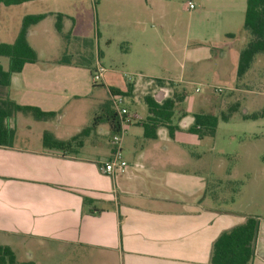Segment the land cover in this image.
Returning a JSON list of instances; mask_svg holds the SVG:
<instances>
[{"label":"crops","instance_id":"obj_1","mask_svg":"<svg viewBox=\"0 0 264 264\" xmlns=\"http://www.w3.org/2000/svg\"><path fill=\"white\" fill-rule=\"evenodd\" d=\"M90 1L31 0L0 4V34L17 37L25 16L44 14L28 31L29 43L40 58L39 50L45 55L54 45L80 38L84 26L89 25L91 10L96 8V2ZM144 1L139 25L148 16L146 12L143 14V9H148L147 0ZM206 1L208 4L202 0V7L192 17L203 25L204 32L199 36L216 44L223 34L235 39L236 34L225 29V22H231L224 19L223 13L227 10L236 15V20H245L247 0ZM187 8L196 10V5L189 8L187 4ZM59 14L62 17L58 22ZM170 15V12L149 14L151 20L169 19ZM191 27V21L183 24L187 39L193 35ZM16 37L0 42L12 43ZM125 41L133 49L137 44L138 52L132 49L130 54L138 53L137 58L143 61L134 65L124 61L123 65L141 72L148 80L126 81L119 69L106 68L102 82L107 85L109 98L95 97L92 104L89 94L77 91L72 97H63L60 92L68 85L60 80H45L38 70L37 77L29 80L24 73L26 67L40 60L25 65L12 76L8 91H0V101L38 106L55 113L49 119L38 120L20 111L6 120L15 130V138L12 145H0V245L10 246L19 262L33 264H211L213 244L221 233L244 223L249 216H258L260 229L253 264H264V217L231 207L234 197L229 199L232 201L229 207L214 206L213 201H220L218 196L209 204L206 161L202 152L192 151L189 139L194 136L195 143H202L206 137L188 132L193 115L200 112L184 109L176 113L175 109L173 125L178 128L174 137L167 127H160L157 138L149 139L139 125V120L149 116L147 104L141 113L126 105L135 117L123 139L129 170L113 177L99 168L113 149V132L105 113L112 106L110 87L126 91L131 86L130 96L142 90L144 98L152 95L158 102L176 94L185 93V97V86L192 83L198 72L207 70L198 67L200 62L227 60L222 69L217 63L214 70L222 75L231 72L234 78L247 38L243 37L242 45L236 49L220 47L215 56L211 53L192 56L193 68L189 71L183 66L180 75L174 77L167 75L173 71L169 62L157 61L158 54L145 28H140L136 36L128 35ZM110 42V38L105 39V43ZM167 51L172 58L176 57L175 51L169 48ZM56 63L63 67L62 80L67 83L73 82L79 68L90 66L66 58ZM97 63L92 65L93 70ZM49 86L57 91H50ZM232 90H238L236 84ZM208 101L215 105L218 100ZM224 109L213 114L219 115ZM96 116H100L96 125L70 150L43 146L45 131L68 141L92 126ZM85 197L92 200V205L85 204Z\"/></svg>","mask_w":264,"mask_h":264},{"label":"rangeland","instance_id":"obj_2","mask_svg":"<svg viewBox=\"0 0 264 264\" xmlns=\"http://www.w3.org/2000/svg\"><path fill=\"white\" fill-rule=\"evenodd\" d=\"M189 1L196 5V10L187 8ZM90 2H96V8L95 11L91 10L89 25L84 26L80 38L54 45V49L47 51L45 55L39 50L40 63L28 65L24 73L31 81L37 77L36 70L42 72L45 80L54 82L60 80L68 85L66 90L60 92L61 96L72 97L74 91L83 95L89 94V102L92 101V104L95 97L110 96L103 80L96 83L97 86H93L92 65L97 62L101 61L100 63L107 69H119L126 81L148 80L141 72L125 68L123 65L124 61H130L133 65L143 61L137 58L138 53L130 54L133 45L125 41L128 35L136 36L140 28H145L146 34L153 41L155 52L158 54L157 61L164 63L166 60L171 64L173 71L167 73V75L171 74V77L179 76L184 70L183 66L190 71V67L192 69L194 65L192 59L194 55L205 56L211 53L215 56L220 47L233 50L242 45L243 37L247 38V42L250 38V33L244 27V18L236 20L235 14L225 10L224 19L227 18L231 22L230 24L225 22V29H228L227 32L235 33L236 38L223 34L218 44L205 42V37L199 36V33L204 32L202 23L198 19L192 20L196 11L202 7V0H147L148 9L144 8L143 14L146 12L145 16H148L144 18L145 23L142 25L138 23V16L142 11L141 5L144 0H91ZM204 4H208V1L205 0ZM156 12H170L172 15L165 20H151L149 14ZM185 20L191 21L192 24L191 39H187L186 31L183 30ZM172 35L175 40L172 39ZM14 37L16 36L0 34V41L11 40ZM106 38H110L111 42L105 43ZM137 47L135 44L132 51L138 52ZM167 48L175 51L176 57L172 58ZM196 50L199 52L196 53ZM60 58L90 66L79 68L73 82L67 83L65 79L63 82L61 73L63 67L56 63ZM226 61L215 58L211 63H199L198 67L201 69L206 67L207 70L204 73L198 72L192 83L185 86L183 90L187 93L176 108V113L184 109L189 112L218 113L227 106L240 104L239 109L229 120L220 119L214 137H206L202 143H195V137L189 136L192 142L190 148L192 151L202 152L206 161V174L209 178L208 199H211L209 204L212 203V198L218 196L220 201H213V205L229 207L232 204L229 199L234 197L235 202L231 207L238 208L248 215L264 217V117L245 118L246 113L252 114L264 110V54L257 55L243 79L237 77L238 67L235 68L234 78L231 72L228 75L217 74L214 70L217 69L215 67L217 63L222 69ZM0 64L8 69V58L0 56ZM235 84L238 90H232ZM197 87L200 91H196ZM48 88L50 91L56 90L53 86ZM216 88H222V92L217 91ZM3 90L8 91V87L0 86V91ZM209 99L218 101L213 105L208 101ZM125 102L131 110L140 113L142 107L147 108L142 90H138L134 96H125ZM136 128L141 130V127L136 126Z\"/></svg>","mask_w":264,"mask_h":264},{"label":"trees","instance_id":"obj_3","mask_svg":"<svg viewBox=\"0 0 264 264\" xmlns=\"http://www.w3.org/2000/svg\"><path fill=\"white\" fill-rule=\"evenodd\" d=\"M26 1L31 0H0V4L14 5ZM61 17L62 14H59L58 22ZM43 18L44 14L25 16L21 31L14 42H0V56L9 60L8 69L0 64V86H9L14 74L20 73L25 65L36 63L39 60L37 51L29 43L28 31L31 25L38 23ZM244 27L250 33V38L240 52L237 68L238 79H243L246 76L258 54H264V0H247ZM157 81L162 82L163 80L157 79ZM93 84L96 85L95 82ZM132 90L131 86L126 91L110 87L111 94H123L125 96H129ZM184 95L185 93L176 94L174 98H168L163 102H158L152 95L145 97L149 116L144 120H139V125L143 127L146 138H157L160 127H167L170 135L174 137L178 126L173 125V117L176 105L179 101H182ZM239 107V103L232 104L219 115L204 112L195 113L193 115L194 122L188 128V132L200 138L214 137L220 119L229 120ZM105 110L111 130L114 133L119 129L118 114L113 104ZM20 111L30 113L38 120H46L55 115L54 112L44 111L38 106L19 105L10 100L0 101V145L13 144L15 130L7 125L6 120L13 113ZM261 117H264V110L245 115V118L252 119ZM99 118L100 116H96L92 126L85 128L80 134L68 141L57 139L52 133L45 131L43 134V146L48 149L68 151L74 144L80 142L79 139L82 136L88 134ZM84 200L86 205H92V200L88 197H85ZM90 212H94V210L90 208ZM259 229L260 218L258 216H249L244 223L222 232L213 244L211 264H253ZM0 264L33 263L19 262L10 246L0 245Z\"/></svg>","mask_w":264,"mask_h":264},{"label":"built area","instance_id":"obj_4","mask_svg":"<svg viewBox=\"0 0 264 264\" xmlns=\"http://www.w3.org/2000/svg\"><path fill=\"white\" fill-rule=\"evenodd\" d=\"M188 7L194 8L195 4L190 1L188 2ZM106 71L105 66L101 63H97L93 70V82L98 83L102 81ZM216 90L222 92V88H216ZM196 91H200V88L197 87ZM111 101L119 117V129L114 132L111 137L113 149L110 158L101 162L99 168L104 174L116 177L120 174L127 173L130 167L124 155L123 139L129 126L134 123L135 119L126 107L125 95L111 94Z\"/></svg>","mask_w":264,"mask_h":264}]
</instances>
